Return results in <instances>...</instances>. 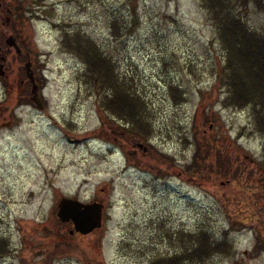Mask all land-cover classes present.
I'll use <instances>...</instances> for the list:
<instances>
[{
    "label": "rangeland",
    "instance_id": "obj_1",
    "mask_svg": "<svg viewBox=\"0 0 264 264\" xmlns=\"http://www.w3.org/2000/svg\"><path fill=\"white\" fill-rule=\"evenodd\" d=\"M234 1L263 32L264 9ZM113 16L129 26L117 37ZM63 30L95 40L133 79L147 139L102 110ZM223 61L200 0H0V264H151L202 228L228 231L233 250L204 264H264V137L249 107L222 104ZM63 196L102 203L101 227L71 234L56 216Z\"/></svg>",
    "mask_w": 264,
    "mask_h": 264
},
{
    "label": "trees",
    "instance_id": "obj_2",
    "mask_svg": "<svg viewBox=\"0 0 264 264\" xmlns=\"http://www.w3.org/2000/svg\"><path fill=\"white\" fill-rule=\"evenodd\" d=\"M200 1L213 22L223 52L224 61L218 73V80L226 93L222 104L235 108L249 107L255 131L264 137V31H256L247 25L241 13L235 9L234 0ZM252 1L259 9H264V0ZM240 2L244 5L245 13L246 0ZM25 11L28 13L27 19L35 17L29 9ZM110 24L114 37L129 30V26L115 16ZM62 46L83 63L84 82L95 88L100 107L107 112L109 119L122 121L123 131L133 138L147 139L152 134L146 117L150 113L149 106L133 79L121 73L117 62L95 40L80 31L63 30ZM171 88L181 92L177 86ZM213 170L220 173L218 169ZM227 232L224 231V237L220 239L203 228L182 233L187 242H181L180 248H177L179 251L157 257L151 264H204L215 255H229L233 250ZM7 251L8 246L3 247L0 242V254ZM81 255L87 260L84 254Z\"/></svg>",
    "mask_w": 264,
    "mask_h": 264
},
{
    "label": "water",
    "instance_id": "obj_3",
    "mask_svg": "<svg viewBox=\"0 0 264 264\" xmlns=\"http://www.w3.org/2000/svg\"><path fill=\"white\" fill-rule=\"evenodd\" d=\"M6 43L14 47L19 52L15 39L13 37L7 38ZM3 59V58H2ZM3 64L0 63V75L3 74ZM25 75L31 84V100L42 107L38 98V86L35 82L33 72L31 70V62L28 60L24 64ZM223 183V182H222ZM103 204L97 201L81 202L75 198L61 197L57 202L56 216L63 223L72 225L70 233L78 232L86 235L94 229H98L102 224Z\"/></svg>",
    "mask_w": 264,
    "mask_h": 264
},
{
    "label": "bare ground",
    "instance_id": "obj_4",
    "mask_svg": "<svg viewBox=\"0 0 264 264\" xmlns=\"http://www.w3.org/2000/svg\"><path fill=\"white\" fill-rule=\"evenodd\" d=\"M82 202V201H81ZM92 202V201H91ZM84 203H87V202H84Z\"/></svg>",
    "mask_w": 264,
    "mask_h": 264
}]
</instances>
